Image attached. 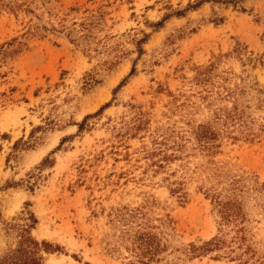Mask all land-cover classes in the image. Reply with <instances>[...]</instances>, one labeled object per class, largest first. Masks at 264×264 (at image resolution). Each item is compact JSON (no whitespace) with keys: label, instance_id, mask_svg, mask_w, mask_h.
I'll list each match as a JSON object with an SVG mask.
<instances>
[{"label":"rangeland","instance_id":"1","mask_svg":"<svg viewBox=\"0 0 264 264\" xmlns=\"http://www.w3.org/2000/svg\"><path fill=\"white\" fill-rule=\"evenodd\" d=\"M264 264V0H0V259Z\"/></svg>","mask_w":264,"mask_h":264},{"label":"trees","instance_id":"2","mask_svg":"<svg viewBox=\"0 0 264 264\" xmlns=\"http://www.w3.org/2000/svg\"><path fill=\"white\" fill-rule=\"evenodd\" d=\"M38 243L30 238H21L19 246L0 259V264H41L42 257L32 249Z\"/></svg>","mask_w":264,"mask_h":264}]
</instances>
